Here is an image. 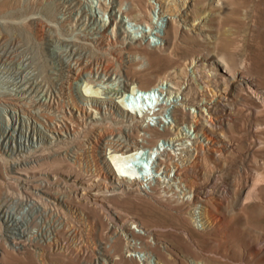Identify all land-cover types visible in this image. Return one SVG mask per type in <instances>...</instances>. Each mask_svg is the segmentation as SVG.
Instances as JSON below:
<instances>
[{
	"label": "bare ground",
	"instance_id": "1",
	"mask_svg": "<svg viewBox=\"0 0 264 264\" xmlns=\"http://www.w3.org/2000/svg\"><path fill=\"white\" fill-rule=\"evenodd\" d=\"M156 1L159 4L158 10L152 0H110L111 6L99 1L100 9L104 13H109L110 17L94 39L97 48H105L116 40L134 41L141 35L136 44L128 45V49L118 60L128 67L131 75L127 77L124 94L121 97L123 109L118 108L114 98L110 102L92 98L91 95L98 94V90L87 78L81 84L79 95L74 93L75 91H66L67 111H53L51 107L42 110L40 119L37 118L35 134L37 140L45 145L46 142L48 144V141L60 136L62 128L66 133L70 132L77 137L85 127L87 128L85 139L82 140L84 141L82 143L86 144L85 150L78 149L76 154L71 155L70 150L56 149L51 153L45 149L40 151L38 155L41 157L38 158L42 160L49 153L53 158L37 161V164L34 160L36 166L41 168L38 174L31 175L28 174L29 171L24 173L15 168L8 172V175H19L24 178L16 181L7 177L8 181L19 182L22 189L26 190H29L27 186H35L30 180L40 176L42 177L40 185L48 188H59L62 182L68 187L82 188L83 191L76 200L70 204L62 202L61 205L66 208L70 217L84 225L87 235L93 237L97 234L98 237H102L106 247H102L104 248L102 250L93 240L78 244L76 235L78 233H75L76 229L73 230L72 222L70 223L66 217L47 220L45 216L48 213L49 196L44 189L35 191L36 194L32 193L36 199L29 196L30 199L21 204L22 211L11 210L10 220L4 211L8 196L0 198V264H18L20 261L24 264H36L34 262L49 264L51 260L49 261L47 256L57 252H66L71 256L80 253L93 264H140L133 258V252L147 254L149 257L145 264L152 263L154 255L155 264H185L179 256L166 255L160 251L157 232L164 228L139 225L133 216L135 214H141L144 219L153 223L160 222L161 216L173 217L178 224L186 222L190 224L193 218L198 226L200 224L201 228H205L203 231L206 232L203 234L208 236L210 232L222 238L227 237L228 228L223 213L224 210L227 211L226 202L232 198V194L226 192L223 198L217 197L212 193L206 194L205 188L212 182L213 174H225L232 168L233 156L243 152L245 145L241 136V139L236 138V130L229 121L228 109L231 102L229 87L219 89L215 81L206 76L204 71L212 66L221 69L222 79L226 80L227 76L231 75L228 67L221 61H210L212 52L230 50V40L223 38L214 45V35L207 26L212 16L217 13L206 8L208 0H181L182 4L178 3L179 0ZM183 8L186 11H183ZM45 9L48 13L54 12L50 6H46ZM183 23L190 28L188 30L183 28ZM144 27L148 29L142 30ZM137 29H141L140 35ZM196 35L213 49L211 53L209 48L204 47L205 45L196 42L198 37ZM151 39L159 42L158 45L152 47ZM145 40H148L147 44L143 43ZM182 45L190 53L189 56L173 67L159 70L164 60L157 52L162 48L172 52ZM197 47L201 48L200 51ZM90 64V60L75 62L73 67L68 65L67 71L90 76ZM190 67L194 68L195 78L190 77L187 71ZM240 78L245 76L240 74ZM165 82L166 88L163 85ZM199 86H202L203 90H200ZM157 91L162 96H156ZM164 97L165 100L157 110L156 107ZM205 108L207 112L204 111ZM220 108L223 113L219 112ZM156 110L154 114L151 112ZM224 111L227 113L224 114ZM103 113L108 114L113 122L120 120L127 122V130L119 129L114 132L109 125L97 121L94 116ZM168 114L173 117V121L169 124L165 121L166 125L161 130L159 124L169 117ZM89 119L93 120V123L89 124ZM149 119L155 121L158 119L157 125L148 123ZM185 126L194 132V137L185 133ZM0 161H6L1 153ZM68 167L72 174L65 175L68 177L65 179L61 173L67 171ZM55 170L61 175L55 173ZM257 171L252 180V188L257 193L258 202L247 210V214L245 213L250 220L244 221L247 231L264 234V196L261 186L263 177ZM145 185H148L150 190H147ZM110 192H121L123 199H106L105 194ZM58 196L63 200L65 198L61 193H58ZM14 206L16 205L10 208ZM34 212H40L42 227L41 230L33 232L30 226L33 223ZM133 226L140 227L144 232L136 233ZM262 236L253 237L257 239L259 247L264 246ZM133 241H141V250L135 249ZM246 245L253 253L251 255L253 259L249 261V257H245L244 263L264 264V260L257 257V251L255 254L254 245L249 243ZM25 249L33 251L36 261L31 256L20 259L14 255L17 250Z\"/></svg>",
	"mask_w": 264,
	"mask_h": 264
},
{
	"label": "rangeland",
	"instance_id": "2",
	"mask_svg": "<svg viewBox=\"0 0 264 264\" xmlns=\"http://www.w3.org/2000/svg\"><path fill=\"white\" fill-rule=\"evenodd\" d=\"M99 1L112 5L110 0H0V153L5 156L6 161L10 160L7 161L9 163L0 161V198L8 196L4 211L10 220L12 215L9 212L11 210L22 211L23 205L21 204L27 202L26 199H30L29 196L36 199L32 193L45 189L49 196H47L49 199V202L47 201L48 213L45 218L49 220L50 218L66 217L70 223L72 222L73 230L76 229L75 233H78L76 234L78 235V244L82 245L93 240L102 249V247H106L102 237H98L97 234H94L93 237L87 235L84 225L80 221L74 220L72 216L70 217L66 208L61 205L62 202L70 204L71 201L76 200L83 191L82 188L79 186L68 187L64 182L59 185V188H48L40 185L39 182L42 179L40 176L32 178L30 181H33L35 186H27L29 190H26L22 189L19 182L14 181L24 178L19 175H8V172L13 168L24 173L29 171L28 174H38L41 168L36 166L37 161L52 160L53 155L51 153H54L56 149L70 150L71 155L76 154L78 149H80L78 151L85 150L86 144L82 143L84 142L82 140L85 139V130H87L85 127L78 133L77 137L70 132L66 133L65 129L62 128L63 131L59 130L62 134L60 133V136L48 141V144L46 142L45 145L37 140L35 134H37L36 122L40 119L42 110L51 107L53 111H67V92L71 90L79 95L81 84L87 78L92 81L93 85H96L98 90V94L91 95L92 98L104 99L106 102H110L114 98L118 108L123 109L121 97L124 94L127 77L131 75L128 67L118 60L128 49L130 43L136 44L141 39L142 31L137 29L140 36L136 37L134 41L116 40L105 48H97L94 39L99 35L104 24L108 23L110 17L109 13H104L100 9ZM152 2L158 10L157 1L152 0ZM178 3L182 4L181 0ZM46 6H50L54 12L48 13L45 9ZM206 8L217 13L214 17L212 16V20L207 26L211 34L214 35V45L221 42L223 38H228L231 45L230 50L228 52L216 50L211 53L213 49L206 45L205 41L198 35H196L198 36L196 42L205 45V48H209L210 61H221L224 66L228 67L231 75H228L226 80L222 79L221 69L212 66L204 72L206 76L215 81L219 89L229 87L231 96L230 108L228 109L229 121L236 130V138H242L245 145L243 152L233 156L232 168L225 174H213L212 182L206 185V190L204 189L206 194L212 193L222 198L226 192L232 194H230L232 198L227 200L229 204L226 202L227 211L224 210L223 213L230 236L227 234L226 238H222V236L210 232L207 236L203 234L206 232L203 231L205 228H201L200 224L198 226L193 218L190 224L187 222L178 224L173 217L164 218L161 216L160 222L153 223V221L144 219L141 214L133 216L139 225L164 228L157 232L160 240V251L166 255L179 256L185 264H194L195 262L245 264L243 261L245 257H249V261L253 259L251 256L253 253L248 250L246 243L254 245L255 254L257 251V257L264 260V246L259 247L257 239L253 238L256 235H263L261 239L264 240V234L255 231L249 232L245 228V223L250 220L247 218L246 212L258 202L257 193L252 188V180L256 170L263 177L261 186L264 196V0H208ZM183 28L188 30L190 26L183 23ZM144 29L147 30L148 28H142V30ZM225 30L226 33H224ZM143 43L147 44L148 40ZM158 43L154 39L150 40L152 47ZM200 49L199 47L198 50L200 51ZM157 53L164 60L159 70L173 67L190 54L183 45L172 50V52L162 48ZM83 60H90L91 62L90 76L84 73L76 75L73 71H67L70 65L73 67V63ZM187 71L190 77H196L193 67L188 68ZM127 73L129 74L127 75ZM240 74H243L245 78H240ZM166 83L163 84L165 88ZM199 89L203 90V87L199 86ZM162 100H165V97ZM13 101L14 103H10ZM204 111L207 112V109L205 108ZM219 112L223 113L222 108L219 109ZM226 113L227 111H224V114ZM168 116L159 124L161 130L164 129L166 123L169 124L173 121V117H170V114ZM94 117L97 121L109 125L114 132L119 129L127 130V122H120L121 120L113 122L114 120L108 114H98ZM147 122L157 125V120L149 119ZM88 123H93V120L89 119ZM184 131L192 137L195 135L187 126H185ZM45 149L51 153L41 160L38 158L40 156L38 154ZM68 164L71 165L70 162ZM54 172L60 173L58 170ZM61 174L59 175L68 179L67 176L72 174V171L68 167V170ZM8 176L14 180L8 181ZM145 187L150 190L148 185ZM58 193L65 196L64 200L59 198ZM105 195L106 199H123L121 192H110ZM37 200L39 199L37 198ZM14 204L16 206L10 208ZM49 206L51 209L48 208ZM61 211L63 212L61 213ZM53 215L55 216L53 217ZM40 216V212L33 215V223L30 226L33 232L41 230ZM244 216L246 217L244 218ZM132 228L138 234L144 232L140 227L133 226ZM197 231L203 232L198 234ZM151 241L154 242L153 239ZM133 243L135 249L141 250V241H133ZM221 245L224 247L221 248ZM26 250L29 249L17 250L14 255L20 259L28 256L33 258V251L30 249L31 251L26 252ZM132 255L140 264H145L149 257L141 252H133ZM47 257L49 261L51 260L49 264H93L80 253L71 256L66 252H57L51 253ZM155 259L156 256H152V263L149 264H155ZM34 261H36L35 257ZM17 263L24 264L21 261ZM34 263L37 264V262ZM250 264L254 263L251 262Z\"/></svg>",
	"mask_w": 264,
	"mask_h": 264
}]
</instances>
